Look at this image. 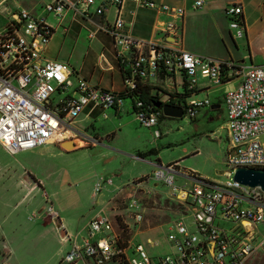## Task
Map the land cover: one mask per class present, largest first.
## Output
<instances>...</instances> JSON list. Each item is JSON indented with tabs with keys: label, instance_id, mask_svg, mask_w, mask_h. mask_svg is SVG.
I'll use <instances>...</instances> for the list:
<instances>
[{
	"label": "built area",
	"instance_id": "obj_1",
	"mask_svg": "<svg viewBox=\"0 0 264 264\" xmlns=\"http://www.w3.org/2000/svg\"><path fill=\"white\" fill-rule=\"evenodd\" d=\"M122 1L105 0L116 5ZM138 1L169 17L161 29L173 40L158 43L135 36L124 28L119 15L110 22L96 19L87 10L95 0H48L43 4V9L54 13L59 20L64 10L71 7L92 24L89 38L98 31L111 36L120 68L130 70L127 75L122 74L120 90L100 86L78 74L68 63L46 57L44 48L54 26L45 15H35L25 7L12 13V18L0 31V144L10 153H16L58 142L61 140L55 138L58 131H70L71 135L66 138L80 135L70 123L86 104L103 109L118 108L124 99L121 91L129 92L136 81L153 84L161 66L173 74L184 73L191 93L182 107L184 113L193 117L201 107L212 104L207 95L196 96L201 90V79L208 82L206 88L230 81L232 85L223 95L224 125L229 139L226 169L231 170L225 179L209 180L192 170L180 171L175 162L155 163L151 176L169 187V196L179 206V213L191 216L189 223L182 215L171 220L166 238L172 250L155 257L142 242L128 244L123 235L130 222L138 225L144 219V206L136 193L146 177L119 187L105 206L89 219L87 234L82 236L81 243L74 237L61 261L68 264L86 258L92 264H246L253 251L264 242V238L256 242L253 231L258 223L264 224V196L259 185L247 190L245 184L233 178L232 172L236 166H251L252 160L264 159V63H245L181 49L173 43L181 32L177 21L185 8L155 0ZM78 3L83 7L79 8ZM203 3L204 0H193L191 7H201ZM104 6V2L97 4L95 14L100 15ZM241 10L240 4L226 9L229 26L236 36L244 34ZM72 76L76 77V82ZM68 87L70 92H67ZM135 107V116L143 125L151 127L159 122V110H154L143 99L137 98ZM155 135H160L158 129ZM177 173L190 180L191 185L177 187L174 182ZM104 182L102 177L98 178L94 192L100 191ZM106 182L111 183V178ZM129 185L132 187L128 189ZM145 192L150 193V190L145 189ZM115 202L118 207L114 206ZM46 212L59 218L57 228L63 230V222L52 205H47ZM222 221L232 225L221 224Z\"/></svg>",
	"mask_w": 264,
	"mask_h": 264
},
{
	"label": "rangeland",
	"instance_id": "obj_2",
	"mask_svg": "<svg viewBox=\"0 0 264 264\" xmlns=\"http://www.w3.org/2000/svg\"><path fill=\"white\" fill-rule=\"evenodd\" d=\"M47 1L0 0V29L11 11L21 7L35 15L49 14L47 18L55 23L49 44L53 56L74 66L79 74L92 81L101 78L105 85L121 87L122 79L108 52L109 36L99 31L89 38L92 24L72 9H67L61 23L56 24L58 18L51 17L54 13L43 9ZM100 51L110 59L113 67L102 61ZM71 79L76 82L75 76ZM231 85L230 81L210 84L207 95L211 103L220 104L218 108L203 106L194 117L186 113L182 117L164 116L151 127L136 118L129 97L123 99L117 111L104 109L105 116L97 110L89 116L78 113L70 124L99 139L89 146L65 150L52 142L29 151L10 153L0 144V264H65L57 258V252H62L63 256L70 248L65 249L66 244L71 243L68 236L73 240L76 235V242L80 244L82 236L87 234L89 219L119 187L142 176L147 180L140 184L136 194L147 213L151 216L162 213L165 219L157 229L159 243L151 252L155 257L170 252L172 247L166 234L171 220L182 215L189 223L191 216L179 213L180 209L171 202L169 187L151 176L155 163L157 159L161 164L178 160L180 171L192 170L209 180L225 179L226 176L218 172L226 168L229 139L224 127L223 95ZM70 90L68 87L67 92ZM205 94L201 92L199 96ZM155 129L160 131L159 136L155 135ZM148 149H154V152L143 158L136 156L137 152ZM17 161L24 163V167L40 180V185L31 188V184L24 181L25 172L22 173L23 167ZM100 177L105 182L100 191L94 192V183ZM108 178L111 183L106 182ZM174 182L177 187L191 185V181L180 173L175 174ZM47 205L57 211L63 230L56 229L55 217L46 212ZM114 206L118 207L117 202ZM223 222L221 224L232 225ZM189 228L194 230L191 224ZM253 231L256 242L263 240L262 222ZM68 264H83V261L77 259ZM246 264H264V242L253 251Z\"/></svg>",
	"mask_w": 264,
	"mask_h": 264
},
{
	"label": "crops",
	"instance_id": "obj_3",
	"mask_svg": "<svg viewBox=\"0 0 264 264\" xmlns=\"http://www.w3.org/2000/svg\"><path fill=\"white\" fill-rule=\"evenodd\" d=\"M70 1H74V0H70ZM155 1L183 6L185 8V12L182 18L177 21L181 25V32L178 35L177 39L175 40V43H173L175 46L201 55H209L218 58H230L237 61H243L245 63H255V64L264 63V0H204L203 5L201 7H196V8L191 7V3L193 0H155ZM102 2H104L105 4L103 12L100 15H97L95 14V8L97 4ZM232 4H240L242 8L241 16L243 18L245 25L244 34L242 36H236L234 29H232L229 26V15H227L226 9ZM78 7L81 8L83 7V5L79 3ZM67 9H72V8L67 7L64 10L63 14ZM87 10L96 19H101L103 21H109V22L112 21L116 15H119L123 19L124 28L129 33L135 36L150 39L158 43L166 42L168 40H173L171 37L166 35L165 32L162 31L161 29L162 27L165 26V23L167 19H169V17L165 13L157 12L153 8L140 5L138 0H123L119 5L113 3H107L105 2V0H95V2L87 8ZM13 12L14 10L11 11V13ZM11 13L10 16L7 17V20L0 29V31L4 29L8 21L12 18ZM47 16H45L47 21L50 22L55 28V23L50 21L47 18ZM53 16L56 15H51L52 18H55ZM80 17L82 19H85L81 15ZM61 20L62 17L60 20L58 19L56 24H60ZM105 34H107L110 39V47L108 49V52L111 57V61L116 66L120 74V77L122 79L120 63L115 53L113 40L108 33ZM53 35H54V31L49 39V42L44 48V55L48 58H55L53 56V50L51 48L49 49V44L52 40ZM48 49H49V54L46 53ZM99 55L103 57L104 60L102 61L107 66L113 67L110 59L106 55L104 56L102 51H100ZM72 67L75 68L74 66ZM75 70L79 74V70L76 68ZM80 75L83 76V74ZM84 77L91 80V78L85 75ZM204 80L205 79H201L199 82L201 85V90H199L196 93L197 97H201L199 96V93L201 92H206L205 95H207V91L210 85L206 88L208 82L206 80L204 82ZM92 82L97 83L100 86L112 88L115 90H120L123 87V82L121 87L119 88L105 85L101 83V78H99L97 81H92ZM151 85L154 86L155 88L156 87L160 88L158 90L159 91L158 93L161 95V99L164 102H167L165 101V99H167V93L177 92L182 88L183 77L181 73L177 72L172 74L170 77H166V78L158 77L153 81V84ZM119 107L113 109L117 111ZM96 110L98 112L104 111V109L99 106L92 107L91 104H86L84 109L80 111L79 114L83 113L84 116H89ZM77 129L81 132L80 135L78 136L83 137L86 141V144L82 146H89L91 144H95L96 142H99L98 137L91 136L85 129H81V130L79 128ZM32 149H27L22 151H29ZM156 162L160 163L159 159H157ZM171 162H175L176 168L180 170L178 160H172ZM17 163L20 167H23L24 171H22V173L25 172L24 181L30 183L31 188H35V186L40 185L41 183L40 180H37L34 174H32L30 170L27 169V167H24L23 162L17 161ZM181 171L185 172L187 170H181ZM146 180L147 179L142 180L144 181L143 183H146L145 182ZM130 187L132 186L129 185L128 189ZM126 218L130 222V217L127 216ZM42 221L46 223V220H42ZM163 221H164V216L162 215V213L161 214L158 213L151 216L150 213H147V210L144 207L143 221L138 225H133L131 222L129 224V228L127 231V239L129 242L128 244H133L134 242H142L145 245L147 251L151 255H153L151 249L153 248V246H156L159 243V239L157 237V229L158 226ZM39 223H41V221ZM2 235H4V233ZM74 237L76 239V235ZM68 239L72 243L70 236ZM71 243L66 244L65 249L71 247ZM62 254L63 253L60 251L57 252V258L60 259V261ZM80 260L83 261V264H92V262L89 259L83 258ZM106 263L112 264L111 262H106Z\"/></svg>",
	"mask_w": 264,
	"mask_h": 264
},
{
	"label": "water",
	"instance_id": "obj_4",
	"mask_svg": "<svg viewBox=\"0 0 264 264\" xmlns=\"http://www.w3.org/2000/svg\"><path fill=\"white\" fill-rule=\"evenodd\" d=\"M154 105L160 107L162 113L165 116L171 117H182L184 114L182 105L171 103V102H161L155 101ZM220 106L219 103H213L210 105L211 108ZM63 149L71 150L73 148L82 146L86 144V141L81 136L67 137L61 139L57 142ZM231 172L229 169L220 170L218 173L228 175ZM232 176L235 180L242 184L249 186L259 185L264 190V168L253 167V166H236L233 168ZM56 226L60 225L59 218H54Z\"/></svg>",
	"mask_w": 264,
	"mask_h": 264
},
{
	"label": "trees",
	"instance_id": "obj_5",
	"mask_svg": "<svg viewBox=\"0 0 264 264\" xmlns=\"http://www.w3.org/2000/svg\"><path fill=\"white\" fill-rule=\"evenodd\" d=\"M121 70H122L123 76L127 75V73H129V71H130L129 69H124L122 66H121ZM172 74L173 73L172 72L170 73L165 66H161V68L158 69V77L159 78H166L168 76H171ZM181 75L183 77V85H182V88L179 91H177V92L167 93V99H165V101L182 105L185 102L186 97L191 93V90H189L187 88L186 78H185L184 73L182 72ZM159 89L160 88H157V87L155 88L154 86L149 85V84H146L144 82H141V81H138L137 82L136 81L135 82V86L129 92H123V91H121L120 94L124 98L125 97H129L130 98L133 111H135V109H136V107H135V100L137 98L143 99V101H145V103H147L149 105H152V108L154 110H159V112H160L159 120H160L165 115L162 113V110H161L160 107H156L154 105V102L155 101L164 102L161 99V95L158 93L159 92L158 91ZM190 117H193V116H190ZM153 152H154V149H148L147 151H144V152H137V155L139 157H145L147 154H150V153H153ZM143 178H146V177L145 176L139 177L138 180L139 179H143ZM171 202H172L173 205L174 204L177 205V203L174 200H172ZM177 207L179 208L178 205H177ZM124 231H123L124 232L123 235L125 237H127V231L128 230L125 228Z\"/></svg>",
	"mask_w": 264,
	"mask_h": 264
},
{
	"label": "bare ground",
	"instance_id": "obj_6",
	"mask_svg": "<svg viewBox=\"0 0 264 264\" xmlns=\"http://www.w3.org/2000/svg\"><path fill=\"white\" fill-rule=\"evenodd\" d=\"M71 135L70 131H58L57 134L55 135L56 139H62L65 136ZM251 166L253 167H260L264 168V159L262 160H252L251 161ZM245 189L247 190H254L255 186H249L245 184ZM262 195L264 196V190L262 189Z\"/></svg>",
	"mask_w": 264,
	"mask_h": 264
}]
</instances>
